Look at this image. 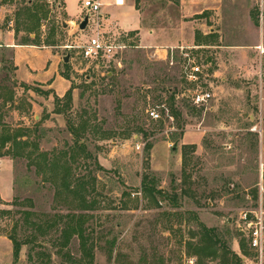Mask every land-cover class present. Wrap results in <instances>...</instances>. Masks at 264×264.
I'll return each instance as SVG.
<instances>
[{
	"label": "rangeland",
	"instance_id": "rangeland-1",
	"mask_svg": "<svg viewBox=\"0 0 264 264\" xmlns=\"http://www.w3.org/2000/svg\"><path fill=\"white\" fill-rule=\"evenodd\" d=\"M61 4L0 0V44L12 36L16 43L50 49L53 79L69 80L66 88L18 77L11 51L0 45V133L25 132L31 156L45 152L51 163L39 166L35 157L7 154L13 191L9 200L0 193V264H198L187 243L198 240L201 224L225 233L242 254L240 240H248L243 214L264 210V0L136 2L140 17L153 16L147 26L175 27L161 42L174 47L169 66L153 55L146 33L139 39L134 30L105 27L128 45L111 65L85 59L80 48L64 62L68 45L83 43L95 21L69 33ZM83 11L84 0L70 1L68 15ZM182 45L203 67L199 84L214 93L208 106L194 105L187 95L197 84L184 78L188 56ZM166 85L179 95L178 116ZM70 89L72 101L63 99V110L56 111L55 96ZM151 108L159 119L151 117ZM146 174L166 198L143 188ZM78 218L86 246L78 235L65 242L62 233ZM13 238L25 242L18 258ZM249 249L244 260L257 264L256 250ZM207 263L217 264L201 262Z\"/></svg>",
	"mask_w": 264,
	"mask_h": 264
},
{
	"label": "crops",
	"instance_id": "crops-1",
	"mask_svg": "<svg viewBox=\"0 0 264 264\" xmlns=\"http://www.w3.org/2000/svg\"><path fill=\"white\" fill-rule=\"evenodd\" d=\"M61 8L64 10L66 20L69 23L66 28L69 33L80 29L77 24L80 22L83 12L78 13L75 16L68 15V8L71 0H62ZM102 2L99 15L101 20L107 26H104L107 30L111 29H123L125 31L134 30L135 34L139 39L146 33L145 38L149 39L148 45L153 48L167 45L161 43L164 40V32H168L175 29L174 26H147L148 20H151L153 16L143 18L137 13L136 0H123V3H118L117 0H100ZM188 7V6H187ZM201 13V11L199 12ZM198 13V14H199ZM65 21H63L64 23ZM112 25V26H109ZM146 29V30H145ZM1 47H5L11 51L13 66L18 77L27 81H50L53 80L52 84L58 86L68 87L69 80L61 76L60 80L53 79L56 72V57L52 58L53 53L50 49H41L35 47L33 44L28 43H16L14 38L10 36L8 39L2 40ZM144 43V42H143ZM142 45H146L143 44ZM74 50H72L71 59H75ZM63 57V56H62ZM5 95V94H4ZM4 99V97H0ZM13 167L12 159L7 155L0 157V193L3 199L9 200L13 191V181L10 176V171Z\"/></svg>",
	"mask_w": 264,
	"mask_h": 264
},
{
	"label": "trees",
	"instance_id": "trees-1",
	"mask_svg": "<svg viewBox=\"0 0 264 264\" xmlns=\"http://www.w3.org/2000/svg\"><path fill=\"white\" fill-rule=\"evenodd\" d=\"M136 2L138 4L139 0H136ZM28 10L31 11L32 8H28ZM260 14L261 12L260 10H258L255 16V22L258 25L260 24ZM263 16H264V12H263ZM139 45L141 44L139 43ZM165 61H158V62H164L166 65L169 66L170 62L169 61L165 62ZM165 80L166 78L163 77V79H159L158 81L163 83L165 82ZM163 89L165 92L168 93V98L170 100L171 111L173 115L178 116L179 111L175 107V101L177 99L178 93L175 91H172L170 89V86L168 85L163 86ZM65 98L68 101L67 104H69V102L72 101L71 89L67 91V93L65 94L63 98H60L59 96H55V101L58 105L56 108V111L60 112L63 110V108L61 107H64V104H62L61 102ZM1 117L2 116H0V118ZM71 131L75 135V137L79 136L78 130L76 127L71 126ZM24 134L26 133L21 132L20 130H17L16 132L12 134L2 131L0 133V156L11 154V156L13 157H16L18 155H29L30 158L35 157V156H31L32 153L28 150V147L32 143L28 140V138H25V139L23 138ZM10 141L12 142L11 147H8V144L10 143ZM76 143H77V146L85 150V144L81 143L80 140H77ZM5 147L6 148L8 147L7 152L6 151L2 152V149ZM11 151H13L14 154H12ZM35 162L39 166L41 164L51 165L50 159L47 157V153L45 152L38 153L37 156L35 157ZM52 163L54 165H58V162L56 160H54ZM68 171L66 173V177L68 176ZM184 172H185V177L183 181L186 182L187 179L190 177L189 175H187L186 166L184 168ZM142 185L144 189H146L148 192L152 193L153 195L155 193H160L162 195L163 193V191L157 187V182L149 174L144 175L143 180H142ZM67 186L71 188V184L68 183ZM163 197L166 198L167 196L164 195ZM200 226L201 227L198 231V240L196 242L187 243V245L189 246L188 251H187L188 254L197 256L198 264H201V262H203L204 259H210V261H216L217 264H248L242 256V254L246 255L250 253L249 247L251 248V246L248 240H246V238H242L240 240V248H241L242 254H239L238 252H235L231 248L230 242L225 239V233L218 232L217 228L208 227L205 224H201ZM85 232H86V228L84 227L82 222H79V218L77 219V221H74V220L69 221L65 225V227H63V230H62V233L65 234V238H66L65 242H68V240L73 235H78L81 239L83 246H86ZM12 240H13V254L15 258H18L22 245L25 242L17 238H13ZM114 243H115V239L113 241V244ZM160 264H163V262L160 261Z\"/></svg>",
	"mask_w": 264,
	"mask_h": 264
},
{
	"label": "built area",
	"instance_id": "built-area-1",
	"mask_svg": "<svg viewBox=\"0 0 264 264\" xmlns=\"http://www.w3.org/2000/svg\"><path fill=\"white\" fill-rule=\"evenodd\" d=\"M117 2L123 3V1L120 0H117ZM84 5L88 9L87 14L90 15L89 24L91 21H95V26H91V33L87 34V39L83 43L68 45V48H71L72 50L74 48H80L81 54L85 59H88L91 62H102L104 66H109L113 63L116 57L121 54L120 52L128 47V45L118 42L116 37L108 35L105 32L100 15L96 19L94 18V14L99 13L101 9L102 2L100 0H84ZM83 15H86L85 11H83ZM88 27L89 26L86 28ZM136 46L139 47V45ZM178 48L181 49L183 54L188 56V62L183 63L182 66L184 78L191 83L197 84V86L189 90V93L187 94L188 97L196 106H208L210 101L213 100L214 93L210 88L202 87L199 84L205 73L203 67L197 63L195 59L190 57L188 53L184 52L187 47L182 45ZM173 49V46L156 47L153 55L157 59L169 61L170 64L173 65L175 63ZM261 53H264L262 47ZM118 64L121 65L120 60L118 61ZM260 74L261 77L264 76L263 66H261ZM148 112L154 119H159L161 117L160 112L156 108L148 109ZM252 213V215L248 212L243 214V219L247 222L248 242L251 248L257 252V264H264V210H254ZM190 261L193 262L194 260L191 259Z\"/></svg>",
	"mask_w": 264,
	"mask_h": 264
},
{
	"label": "water",
	"instance_id": "water-1",
	"mask_svg": "<svg viewBox=\"0 0 264 264\" xmlns=\"http://www.w3.org/2000/svg\"><path fill=\"white\" fill-rule=\"evenodd\" d=\"M89 21H90V15L86 14L84 16V18L80 21L79 28L81 30H84L88 26ZM63 24H64V26H67L66 22H64ZM71 54H72V49L68 48L66 54H64L63 57H62L63 61L66 62V63L69 62L70 59H71ZM177 96H179V95H177Z\"/></svg>",
	"mask_w": 264,
	"mask_h": 264
},
{
	"label": "bare ground",
	"instance_id": "bare-ground-1",
	"mask_svg": "<svg viewBox=\"0 0 264 264\" xmlns=\"http://www.w3.org/2000/svg\"><path fill=\"white\" fill-rule=\"evenodd\" d=\"M120 1H123V0H120Z\"/></svg>",
	"mask_w": 264,
	"mask_h": 264
}]
</instances>
